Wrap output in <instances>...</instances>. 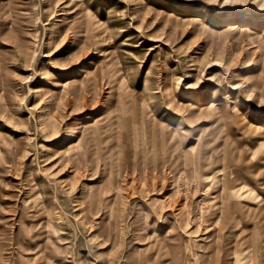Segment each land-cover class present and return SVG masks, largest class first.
<instances>
[{
  "label": "rangeland",
  "instance_id": "1",
  "mask_svg": "<svg viewBox=\"0 0 264 264\" xmlns=\"http://www.w3.org/2000/svg\"><path fill=\"white\" fill-rule=\"evenodd\" d=\"M140 106L185 167L115 162ZM248 236L264 264V0H0V264H233Z\"/></svg>",
  "mask_w": 264,
  "mask_h": 264
},
{
  "label": "bare ground",
  "instance_id": "2",
  "mask_svg": "<svg viewBox=\"0 0 264 264\" xmlns=\"http://www.w3.org/2000/svg\"><path fill=\"white\" fill-rule=\"evenodd\" d=\"M249 25H253L252 21L249 22ZM236 26H239V24H237ZM247 26H243L244 28H242V29L245 30V31H250V29ZM239 29H241V28H239ZM104 65H109V63H105ZM79 73H80L81 77L78 80H75V85H76L75 86V93H76L75 96H77L79 99L80 98L81 99H85L86 98V94L85 93H94V90L96 89V87H98L99 85L102 84L104 72H103V69L102 68H97V67L96 68H93V67L88 68V67H86V68L80 70ZM120 81H122V80H120ZM107 84H110V81H108ZM57 87L62 88L63 85L57 84ZM111 87H113V84L111 85ZM110 92H111V90H110ZM144 99H146V98H144ZM166 99L167 98H165V100ZM212 106H213L212 104L207 105V106H199L197 112L199 114H204L206 116H211V114H212L213 111L211 109H209V108H211ZM145 108H147V109H145ZM145 108H143L142 106L139 107V112H138L139 116L138 117L135 116V117H130V118H128V117L123 118L122 117L123 115H118V116L116 115V117H115L116 120H118V122L120 124L121 123H124V127H129V125L127 124V120H131V121H132V119L139 120L140 121V124H139L140 126L138 128L136 127V129L133 128L132 130H129L128 128H126L124 131H120L121 130L120 124H118L116 122L114 123L113 121H111L109 123V130L110 131H109V138L108 139L111 141L109 143V149L112 148L111 155H112L113 159H115V162L116 163H120L122 160L123 161H126L127 164H128L127 167L130 166V169L128 168L130 171H132V169H134L135 166L148 165L150 162H152V165L151 166L153 167L152 170H154V171L155 170L156 171L157 170L160 171V169L164 168L165 166L173 167V166H175L179 162H181V164H183V166L185 167V165L187 164V161H188V157H187L188 154H189L188 152L190 150H193L194 151V149H195V148H192L193 145L190 148V147L187 146L188 144H186L187 148L184 150V152H185L184 156L179 157V156L176 155L175 157H173V155L171 153V150H174L175 147H176V142H177V140H176V134L175 133H167L166 130H165V127L162 124H160L157 121H155V115H152L151 112H150L151 113V118H147L143 114V112L148 111L149 108L148 107H145ZM190 108H195V106L194 107H191L190 106ZM198 113H195V114L198 115ZM130 114H131V111H130ZM195 114L193 112H190V115H195ZM112 118L113 117L111 116V120H112ZM121 118L125 119L126 121H121L120 120ZM100 119L99 118H96L94 121L91 120L92 123L87 124V128H88L89 132L91 133V135L94 137V140L95 141H98L99 140L96 136H99L98 133L100 132V128H99V125L98 126L96 125V123ZM89 121H90V119L86 120L85 122H89ZM115 124H116V126H120V127H118V128H120V130H118L119 131V134L115 135V137H114V132L116 131L115 126H114ZM200 145H202L201 144V141H200ZM115 147H118L117 152H115V150H116V149H114ZM205 153H206V151L204 150L203 152H200L199 154H197L193 158L194 161L197 164H199L200 166L203 163V161L206 159ZM149 155H152V157L150 158ZM112 157L110 156V158H112ZM236 161H237V159H236ZM121 164L123 165L122 162H121ZM122 168H124V167H122ZM146 170H145V172H146ZM124 171H125V169H124ZM164 172H165V170H164ZM169 172H170V170H169ZM131 173H133V172H131ZM136 173H137V171H136ZM134 175H135V172H134ZM164 176H166V175H164ZM153 177H155V175ZM163 178H165V177H163ZM185 180H186V178H185ZM182 185H184V184H182ZM203 190H205V188ZM224 210H226L225 224L227 222V226L230 227V226L233 225V221L229 222V219H228L229 216H230V213L228 211V205H227V207H225ZM229 210H231V209H229ZM215 228H217V227H215ZM167 232H169V231H167ZM161 234L162 233H160V235ZM162 237H163V234H162ZM166 238H168V237H166ZM253 238H255V237H253ZM253 238L251 236H248V239H246V241H244V243L248 242V245L243 250L242 259H240L239 257L236 258V259H234L233 260V264H259L260 263V260L261 259L256 254L257 247L259 245L257 246V243L255 242V239H253ZM252 241L255 242V245L257 247H255V246H253V248L250 247L249 244ZM160 248L161 247L159 246L158 249H160ZM165 248H167V247H165ZM229 249H231V248H229ZM177 254H178V252H177ZM177 258H178V256L176 257V259ZM229 259H230V257H229Z\"/></svg>",
  "mask_w": 264,
  "mask_h": 264
}]
</instances>
